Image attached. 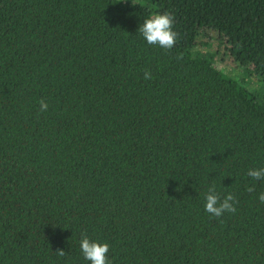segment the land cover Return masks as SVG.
<instances>
[{"label": "trees", "instance_id": "trees-1", "mask_svg": "<svg viewBox=\"0 0 264 264\" xmlns=\"http://www.w3.org/2000/svg\"><path fill=\"white\" fill-rule=\"evenodd\" d=\"M165 11L167 51L137 33ZM260 167L264 0H0V264H90L83 232L112 264H264ZM212 185L235 213L206 212Z\"/></svg>", "mask_w": 264, "mask_h": 264}, {"label": "clouds", "instance_id": "clouds-1", "mask_svg": "<svg viewBox=\"0 0 264 264\" xmlns=\"http://www.w3.org/2000/svg\"><path fill=\"white\" fill-rule=\"evenodd\" d=\"M125 3L128 0H124ZM133 6L140 5V0H131ZM175 15L171 11L156 12L149 15L137 29V33L144 38L150 45H156L164 50H171L176 44L179 33L175 30ZM145 79H151V72H145ZM39 111L45 112L49 105L45 100L41 99ZM246 175L255 181L264 180V167L250 168ZM248 192L255 191V186L247 188ZM205 210L210 215L220 218L226 212L235 213L237 198L232 193L223 195L218 192L215 185L208 188L204 194ZM261 203H264V193L259 196ZM55 227V226H54ZM79 248L82 256L90 262V264H112L108 253L110 251V244L108 242H101L100 240H93L87 232L81 234L79 241ZM56 254L64 257L66 252L63 249H57Z\"/></svg>", "mask_w": 264, "mask_h": 264}, {"label": "rangeland", "instance_id": "rangeland-1", "mask_svg": "<svg viewBox=\"0 0 264 264\" xmlns=\"http://www.w3.org/2000/svg\"><path fill=\"white\" fill-rule=\"evenodd\" d=\"M199 40L201 43L206 44V46L198 47L197 51L213 54L219 70L223 71L225 74L235 76V78L239 80L242 79L243 69L235 65L229 58L228 52L222 47V43L217 34L213 31H205L201 34ZM245 81H247V79H245ZM249 88L254 91L258 89V84L253 83Z\"/></svg>", "mask_w": 264, "mask_h": 264}]
</instances>
